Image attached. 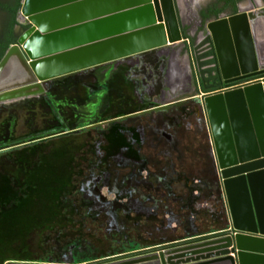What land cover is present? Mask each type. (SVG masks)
I'll return each instance as SVG.
<instances>
[{
  "label": "water",
  "instance_id": "obj_1",
  "mask_svg": "<svg viewBox=\"0 0 264 264\" xmlns=\"http://www.w3.org/2000/svg\"><path fill=\"white\" fill-rule=\"evenodd\" d=\"M17 22V40L0 61V104L184 40L174 0H22ZM204 33L212 37L223 86L196 97L230 228L91 264H264V2L209 21Z\"/></svg>",
  "mask_w": 264,
  "mask_h": 264
},
{
  "label": "rangeland",
  "instance_id": "obj_2",
  "mask_svg": "<svg viewBox=\"0 0 264 264\" xmlns=\"http://www.w3.org/2000/svg\"><path fill=\"white\" fill-rule=\"evenodd\" d=\"M203 3L194 0L190 6L198 12ZM180 4L184 11L183 0ZM205 49L181 47L175 82L185 66L194 76L204 71L206 63L199 54ZM45 88L43 95L0 104V180L7 189V197L0 192V264H91L152 246L158 241L155 227L163 230L167 225L162 212L158 217L119 212L115 225L107 215L110 205L90 190L95 184L114 200L132 170L110 168L121 172L117 192L92 174L99 161L97 175L107 164L115 165L121 147L137 149L120 129L101 141L106 121L122 118L117 126L123 130L140 124L144 105L131 65L110 62L51 80ZM185 97L183 90L169 91L166 102ZM187 128L185 156L195 153L204 158L208 149L204 121ZM144 189L137 191L144 196Z\"/></svg>",
  "mask_w": 264,
  "mask_h": 264
},
{
  "label": "flooded vegetation",
  "instance_id": "obj_3",
  "mask_svg": "<svg viewBox=\"0 0 264 264\" xmlns=\"http://www.w3.org/2000/svg\"><path fill=\"white\" fill-rule=\"evenodd\" d=\"M189 1H191V3ZM193 1L194 0H183L185 6L183 11V6L180 4V0H174L181 25L183 26L184 40L181 42L180 46H168L145 53L144 55L140 54L126 60H118L119 65H131L132 77L138 84L139 89H141L139 93L144 107L142 112L139 113L142 115L140 117L139 125L134 124L131 128L126 127V130H123L120 126H117L121 122L118 121L122 120V118L111 119L104 123L107 126V129L104 132L106 133L105 137L104 134L101 133L103 134L101 136V141L102 143H105L107 134H111L113 130L120 129L119 133L122 135L125 133L130 139L131 146H137V149L130 146H123L120 148L121 151L116 156L118 161L115 165L107 164L108 168L102 171L99 175H97L95 171L97 170V165L101 164L102 161L96 163L92 169V174L96 175L95 177L97 181L102 178L104 185L108 186V188L112 186L116 190L118 186L116 181H118L121 172H114V170H111L110 168L115 166L120 170H123L132 167L131 172L123 178L124 188L121 190V194L119 196L117 195L114 200H108L100 191L101 187H97L95 184L90 189L94 193H97L96 196L101 202H103V204L110 205V211L107 212V215L112 219V222L115 223V225L118 224L116 219L119 212L124 213L127 216L136 213L137 215H143L144 217L146 215H149V217H158L161 214L160 210L162 209L160 207L155 208L157 194L161 195L159 197L160 201H168V198L173 197L176 198V200L178 199V203L181 206L187 204L192 206V211L194 213L193 216H190L191 219H195L198 216L200 202L205 197L210 196L213 204L216 203V199H218L215 190L218 181L214 161V147L208 128H206V142L208 149L205 151L203 158L204 167L202 172L204 171L206 173V179L208 181V183L204 182V185L207 186V189L211 192L205 194L202 189L203 183H199L198 180H195L194 183H190L189 185L190 187H194L191 191H187L186 193L181 191L175 193L171 182V177L175 175L172 176L171 169L174 168L175 171H177V169L174 162L169 164V158L185 156L183 151V139L185 133H187V130L185 131V129H188V126L197 122L199 124V121L201 122V120H203L205 127H207L205 115L196 95L199 94L201 89L207 88V90H211L223 86L222 75L217 62L212 37L209 34L206 35L204 33L206 23L212 20H218L221 17L238 15L242 10L247 9V2L251 0H239L236 9L229 6L220 14L216 16L212 15L208 20L203 19V14L214 13L216 7L224 5V0H203L204 3L202 7L198 9V12H195L193 7L191 8L190 6ZM6 2L8 6L12 5V0H6ZM262 2H264V0H262ZM4 15L5 13L0 14V44L5 42L8 43L11 40H15L16 42L18 33H16L14 29V35L12 36L10 34L8 26L6 28L2 20ZM196 34L197 39L195 40ZM191 45H193L194 48L200 45L206 48V65L203 69V77L200 78L199 76H194L191 71L187 70V66H185L178 77V81L175 82L173 78L175 70L178 69L176 67L177 56H179L182 51L181 47L189 49L191 48ZM249 80L250 78L240 80L231 84V86ZM89 87L87 86V89H89ZM177 90H183L185 95H189L191 97L190 101L175 104L166 102V96L169 94V91L177 92ZM110 124H113V126L110 127ZM93 126H90L89 128ZM148 127L150 129H148ZM146 144H148L149 148H146L145 150L144 146H146ZM147 151L149 152L147 153ZM155 154L158 155L157 160L154 157ZM100 155L102 157L101 159H103L104 153ZM154 161H156V164L158 163V171L161 174L157 179L152 175V170L150 168L151 165H155ZM202 172L198 171V173ZM140 188H146L144 189L146 195L144 193L143 196L137 191ZM136 194L140 196L135 197ZM167 217L173 219L169 213L167 214ZM174 218L179 217L174 216ZM143 249H151V246ZM137 252L139 251L135 249L126 252L123 255H131Z\"/></svg>",
  "mask_w": 264,
  "mask_h": 264
},
{
  "label": "crops",
  "instance_id": "obj_4",
  "mask_svg": "<svg viewBox=\"0 0 264 264\" xmlns=\"http://www.w3.org/2000/svg\"><path fill=\"white\" fill-rule=\"evenodd\" d=\"M252 2L256 6H259L262 4V0H252L250 3H247V8L252 7ZM6 4V0H0V14H4L5 12L2 10L3 5ZM187 4V3H186ZM185 9V8H184ZM206 50V49H205ZM205 50L203 53H200L201 58L205 57ZM198 63V62H197ZM204 68V67H202ZM203 72H200L199 77H203ZM220 88L211 89V90H205L201 89V91L198 94V98L201 97L205 93H213L218 91ZM190 96L186 95L185 98H182L176 103L179 102H189ZM172 102V101H170ZM169 102V103H170ZM173 104V103H171ZM175 104V103H174ZM184 151V150H183ZM155 159L157 160L158 155H154ZM154 160V159H153ZM170 163L174 162L177 171H175L174 168L171 169L172 176L171 182L173 184L175 193H179L180 191L183 193H186L187 191H191L193 188L190 187V183H194L195 180H198L199 183H203L202 189L205 194H208V192H211L207 189V186L204 185L205 183H208L206 179V173L203 170L204 165V159L201 155H196L195 153L192 154V156L189 154L184 157H174L169 158ZM173 160V161H172ZM151 165L152 175L155 176L157 179L159 176H161L160 172L158 171V167L156 164ZM198 171L202 173H198ZM177 173V174H176ZM160 180V179H159ZM216 190V203H212L210 196L205 197L199 205L198 208V216L195 219H191L190 216H193V209L190 205L181 206L178 203V199L170 197L168 198V201H160L159 197L161 195L157 194V201L155 203V208L160 207L162 210L161 215H165L166 219V227L163 228V230H160L158 227H155V233L156 237H158V241L152 243L151 248L165 245L169 243H174L177 241H183L190 237H198V236H205L210 235L213 233H218L221 231L228 230L230 228V216H229V210L227 205L224 206L219 202V191L217 187ZM185 191V192H184ZM184 210V211H183ZM170 214L173 219L168 218L167 214ZM174 216H177L179 218H174ZM148 247V246H147ZM144 248V247H143ZM143 248L137 249V251L144 250ZM233 255V254H232ZM249 264H259L258 262H249Z\"/></svg>",
  "mask_w": 264,
  "mask_h": 264
},
{
  "label": "trees",
  "instance_id": "obj_5",
  "mask_svg": "<svg viewBox=\"0 0 264 264\" xmlns=\"http://www.w3.org/2000/svg\"><path fill=\"white\" fill-rule=\"evenodd\" d=\"M239 0H224L223 3L224 5L221 7H216V10H214V13H205L203 14V19L204 20H208L211 18L212 15L216 16L218 14H220L222 11L226 10L227 7L231 6L232 8L236 9V5L238 3ZM22 6V0H12V5L8 6L7 2L6 4L3 5V11L5 12V15L3 16L2 20L3 23L5 24V27L10 31V34L13 36L14 35V29L17 26L18 22H17V15L18 12L20 10ZM13 43H15V40H11L8 43H1L0 44V61L3 58V56L5 55L6 51L8 50V48L10 47V45H12ZM205 90L207 88H204ZM5 186V182H2L0 180V192L2 193V195H5V197H7V189L3 187Z\"/></svg>",
  "mask_w": 264,
  "mask_h": 264
},
{
  "label": "bare ground",
  "instance_id": "obj_6",
  "mask_svg": "<svg viewBox=\"0 0 264 264\" xmlns=\"http://www.w3.org/2000/svg\"><path fill=\"white\" fill-rule=\"evenodd\" d=\"M36 46L39 47V43H37ZM38 50H40V48H36V49H34V47H33V51H36V53H37ZM38 52H39V51H38Z\"/></svg>",
  "mask_w": 264,
  "mask_h": 264
},
{
  "label": "built area",
  "instance_id": "obj_7",
  "mask_svg": "<svg viewBox=\"0 0 264 264\" xmlns=\"http://www.w3.org/2000/svg\"><path fill=\"white\" fill-rule=\"evenodd\" d=\"M201 60H202V61H205V60H206V58H205V57H203ZM204 68H205V66H204ZM204 68H202V69H204Z\"/></svg>",
  "mask_w": 264,
  "mask_h": 264
}]
</instances>
